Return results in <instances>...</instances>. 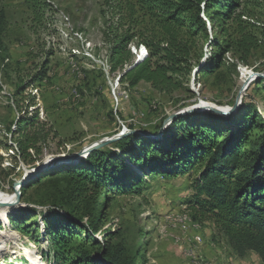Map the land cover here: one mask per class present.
Instances as JSON below:
<instances>
[{
	"label": "rangeland",
	"instance_id": "374dc122",
	"mask_svg": "<svg viewBox=\"0 0 264 264\" xmlns=\"http://www.w3.org/2000/svg\"><path fill=\"white\" fill-rule=\"evenodd\" d=\"M112 6V0H0L4 44L0 53V197L11 198L6 207L0 203V264H37L36 257L43 264H56L57 255L63 262L106 264L102 252L109 236L113 247L125 250L124 264H262L254 252L237 258L212 223L192 218L188 202L196 201L201 172L191 170L183 176L175 172L185 170L179 164L187 153L202 151L192 146L204 128L225 133L248 129L252 148L260 143L264 135V25L257 24L259 49L249 66L227 54L219 68L200 76L201 65L206 60L214 62L212 46L221 38L203 13L210 30L208 42H197L200 65L194 63L177 91L163 94L146 82L135 88L122 83L128 65L111 70L110 48L121 33ZM142 48L148 54L144 45H130L135 61L143 58ZM20 83L28 87L13 97ZM32 99L37 106L29 108ZM200 103L208 107L205 110H232L195 112L167 122L175 113ZM27 109L29 118L39 111V122L48 134L40 155L31 151L30 159L18 154L19 138L13 134ZM126 132L122 139L134 137V150L127 155L119 151L122 139L102 147L117 152L109 164H114L118 176L113 175L114 169L110 172L109 187L98 192L83 217L78 216L81 221L65 223L69 189L62 175L48 172L21 185L40 166L52 169L60 163L50 161L78 155L96 142ZM131 132L152 133V138ZM122 164L126 172L120 174L117 169ZM206 166L205 161L202 170ZM161 171L173 175L163 178L156 174ZM140 181L143 186L136 189ZM88 213L98 217L96 233L89 227ZM59 240L66 241V247ZM95 241L100 245L94 246ZM205 247L207 251L199 253ZM19 252L26 257L15 260Z\"/></svg>",
	"mask_w": 264,
	"mask_h": 264
},
{
	"label": "trees",
	"instance_id": "16d2710c",
	"mask_svg": "<svg viewBox=\"0 0 264 264\" xmlns=\"http://www.w3.org/2000/svg\"><path fill=\"white\" fill-rule=\"evenodd\" d=\"M112 1L111 8L119 17L116 29L121 33L110 48L111 70H121L128 65L129 69L121 75L120 81L127 83L130 88L146 82L163 94H172L179 89L180 79L191 75L194 63L200 65L202 56L197 42L209 41L210 28L203 13L210 21L211 29L214 32L218 30L221 38L212 46L214 62L209 64L206 60L201 65L200 76L219 68L227 54H232L240 64L249 66L250 59L259 49L257 33L260 26L257 24L264 25V0ZM262 28L264 31V26ZM2 32L1 18L0 53L4 48ZM132 44L137 47L144 45L148 55L136 62L129 49ZM26 87L28 86L20 83L13 97L18 96ZM33 101L34 99L30 101L29 108L37 106ZM29 113L28 110L27 116L18 119L13 130V134L19 138L17 152L24 159L32 157L31 151L40 155L41 146L48 140L44 124L39 122V111H33L30 118ZM203 132V135L197 136V140L193 141L192 146H199L202 151L196 155L187 153L179 164L184 165L185 170L180 168L175 172L178 176L186 175L191 170L201 172L195 186L196 201L188 202L191 204L192 218L197 222L212 223L217 234L237 258H244L248 253L254 252L264 264V135L260 137V143L252 148L248 129L239 128L225 133L220 129L204 128ZM225 134L227 136L224 142H219ZM132 138L134 137L118 141L119 151L125 155L131 153L134 150ZM186 138L183 136L182 140H187ZM231 144L233 147L230 148ZM249 146L252 150L246 151ZM116 155L117 152L102 148L76 164L56 165L29 181H36L48 172L62 175L60 177L67 182L69 189L66 207L71 219H66L65 223L78 222L84 211L91 207L93 200L97 199L98 192H105L109 187L112 178L110 172L114 169L113 175L118 176L114 164H109V159ZM205 161L207 166L202 170ZM93 166H96L95 169H92ZM117 170L120 174L126 172L124 165ZM156 174L163 178H171L173 175L166 171ZM29 183L23 188L30 186ZM143 183L137 182L136 189L142 187ZM89 215L87 222L92 227V232L96 233L98 217L88 213L87 216ZM65 233H68L67 230ZM111 240L110 236L107 237L102 260L106 264H124L121 261L125 257V250L113 247ZM95 242L94 246L100 245L98 241ZM60 243L66 247V241ZM85 258L91 259V256L86 255ZM35 260L37 264H43L38 261L39 257ZM56 264L76 263L68 260L63 262L57 255ZM78 264L96 263L81 261Z\"/></svg>",
	"mask_w": 264,
	"mask_h": 264
},
{
	"label": "water",
	"instance_id": "95a60500",
	"mask_svg": "<svg viewBox=\"0 0 264 264\" xmlns=\"http://www.w3.org/2000/svg\"><path fill=\"white\" fill-rule=\"evenodd\" d=\"M141 60H137L136 62H139ZM257 77H262L261 75H256ZM252 79H250L246 84H245V87L247 85H249V83L251 82ZM245 87L242 89V92L244 91ZM237 107V105H235ZM235 107V108H236ZM208 107L202 103H200L198 106H193V107H189V108H186V109H183L177 113H175L174 115L170 116L167 120V122H171L175 119H177L178 117H181V116H184V115H189L191 113H208V112H217V113H222L224 111H227V110H232V108H221V109H218V108H214V109H210V110H205L207 109ZM234 110V108H233ZM164 129H166L165 127L162 128L161 131H163ZM132 134H137V135H142V136H145V137H150L152 138L150 135H152V133H140V132H131ZM127 132L126 133H120V134H117L113 137H109V138H105L99 142H96L95 144H93L92 146L88 147L87 149H85L83 152H81L80 154L78 155H75V156H70V157H67L65 159H60V160H52L50 161V163H53L56 164V163H60L63 164V165H66V164H71L73 161H76L75 159H80L81 157H84L86 154H89L91 153L92 151L94 150H97L99 148H102L103 146L107 145V144H110L112 142H116L122 138H124L126 136ZM45 165H42L40 166L38 169H36L34 172H33V175L30 176L29 178H27V180L24 182V183H21V185H24L26 182H28L30 179L38 176L39 174H41L43 171H45ZM20 189V188H19ZM18 189V193L20 192V190Z\"/></svg>",
	"mask_w": 264,
	"mask_h": 264
},
{
	"label": "bare ground",
	"instance_id": "6f19581e",
	"mask_svg": "<svg viewBox=\"0 0 264 264\" xmlns=\"http://www.w3.org/2000/svg\"><path fill=\"white\" fill-rule=\"evenodd\" d=\"M245 86V85H244ZM53 164V163H51ZM58 164V163H56ZM11 200V198H4V197H0V203L4 202V204H2L4 207H6V204L9 203V201ZM17 257H15V260L16 258H25L26 257V254L22 253V252H19L16 254Z\"/></svg>",
	"mask_w": 264,
	"mask_h": 264
},
{
	"label": "built area",
	"instance_id": "2783aa9c",
	"mask_svg": "<svg viewBox=\"0 0 264 264\" xmlns=\"http://www.w3.org/2000/svg\"><path fill=\"white\" fill-rule=\"evenodd\" d=\"M140 51H143L144 52V56H143V58H142V56H138V59L137 60H142V59H144L148 55L147 54V51L145 50V48H142V50H140ZM193 228L199 230V226L198 225H194ZM195 241L197 243H200L201 242L199 237H197V240H195Z\"/></svg>",
	"mask_w": 264,
	"mask_h": 264
},
{
	"label": "crops",
	"instance_id": "0c3cea01",
	"mask_svg": "<svg viewBox=\"0 0 264 264\" xmlns=\"http://www.w3.org/2000/svg\"><path fill=\"white\" fill-rule=\"evenodd\" d=\"M198 251H199V253H201V254H202V252L204 253V252H205V251H207V250H206V247H205V248H200ZM212 256H213V254H212ZM215 256H216V257H218V255H217V254H216V255H214V257H215Z\"/></svg>",
	"mask_w": 264,
	"mask_h": 264
}]
</instances>
